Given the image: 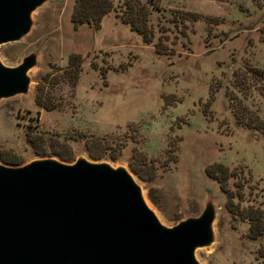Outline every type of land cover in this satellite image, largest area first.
I'll use <instances>...</instances> for the list:
<instances>
[{"label":"rangeland","instance_id":"1","mask_svg":"<svg viewBox=\"0 0 264 264\" xmlns=\"http://www.w3.org/2000/svg\"><path fill=\"white\" fill-rule=\"evenodd\" d=\"M137 1L147 42L116 16L122 0L97 25L71 22L74 0H43L28 30L0 43L5 65L35 55L26 91L0 98V155L121 165L166 225L209 200L199 263L264 264V230L248 237L245 217L264 227V137L243 124L264 122V96L244 78L255 67L264 84V0ZM215 165L224 181L208 174Z\"/></svg>","mask_w":264,"mask_h":264},{"label":"water","instance_id":"2","mask_svg":"<svg viewBox=\"0 0 264 264\" xmlns=\"http://www.w3.org/2000/svg\"><path fill=\"white\" fill-rule=\"evenodd\" d=\"M43 0H0V43L22 36ZM27 53L0 61V98L27 89ZM213 206L163 224L121 165L76 156L0 161V264H200L212 240Z\"/></svg>","mask_w":264,"mask_h":264},{"label":"trees","instance_id":"3","mask_svg":"<svg viewBox=\"0 0 264 264\" xmlns=\"http://www.w3.org/2000/svg\"><path fill=\"white\" fill-rule=\"evenodd\" d=\"M121 4V8H119V10L115 12L119 20L127 24L128 28L131 31L139 34L142 41H149L152 33L151 28L147 24V7L138 3L137 0H122ZM111 9H113L111 0H74L70 20L75 25L82 22H91L94 25H97L102 15H104ZM261 77V69L251 66H247L245 68L244 78L247 79V81H245L247 82L245 83L246 87H257V90L264 96V84L260 83ZM235 81L237 86L240 85V87L244 89L240 74H235ZM243 124L246 128L252 130L253 132L261 134L264 137V122L257 118L255 114H251L248 119L243 122ZM59 155L61 158L64 157L61 154ZM0 159L8 164L18 163V161L3 157L1 155ZM215 166L216 167H214V169L208 171V174H211L210 176L215 178L217 181H224L226 173L225 167L221 165ZM132 170L138 175V177H143V175L140 174L139 169H137L136 167H132ZM250 213L251 214H245V217L249 219L250 223V228L248 230L247 236L250 238H254L264 230V227L258 225L257 217L253 215V212Z\"/></svg>","mask_w":264,"mask_h":264}]
</instances>
